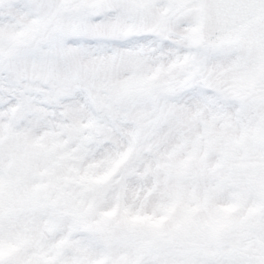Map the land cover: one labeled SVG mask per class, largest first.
<instances>
[{
	"label": "snow or ice",
	"instance_id": "snow-or-ice-1",
	"mask_svg": "<svg viewBox=\"0 0 264 264\" xmlns=\"http://www.w3.org/2000/svg\"><path fill=\"white\" fill-rule=\"evenodd\" d=\"M0 264H264V0H0Z\"/></svg>",
	"mask_w": 264,
	"mask_h": 264
}]
</instances>
